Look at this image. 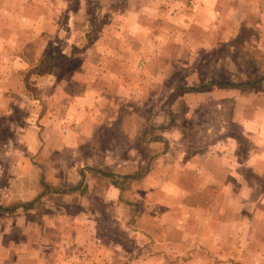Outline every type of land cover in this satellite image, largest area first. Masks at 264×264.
I'll list each match as a JSON object with an SVG mask.
<instances>
[{
    "label": "rangeland",
    "instance_id": "obj_1",
    "mask_svg": "<svg viewBox=\"0 0 264 264\" xmlns=\"http://www.w3.org/2000/svg\"><path fill=\"white\" fill-rule=\"evenodd\" d=\"M0 264H264V0H0Z\"/></svg>",
    "mask_w": 264,
    "mask_h": 264
},
{
    "label": "crops",
    "instance_id": "obj_2",
    "mask_svg": "<svg viewBox=\"0 0 264 264\" xmlns=\"http://www.w3.org/2000/svg\"><path fill=\"white\" fill-rule=\"evenodd\" d=\"M61 98L63 99H61L62 103H61V106L58 108L60 110L59 116L62 117L61 119L63 121L65 120L66 122H70L69 118L71 116L72 120L77 122V124H75V131L69 130V128L64 129V131L66 132V135L70 137V140L72 142V147L73 146L76 147L77 145L81 146V144H85V141H84L85 135H91L92 133L95 134L96 132L94 131L95 129L98 130L101 126L106 124L109 120H114L113 117H109L111 115H108V113H106V108L103 102L104 99L101 98V95L99 96L97 103L92 104V105H89V103H87V105L83 104V109H81V107L75 108L72 106H71L72 108H70L69 105H71V101L69 100V95H67L65 92L61 94ZM93 101H95V99ZM69 109L74 110L76 112H78V109H80L81 112L79 113V115H81V119L77 118L78 113H75V114L71 113L70 116H69V113H65L69 111ZM62 110H65V111H62ZM78 128L79 129L81 128V130H79ZM90 132L92 133L90 134ZM77 138L81 139V141L78 143L76 142V140H78ZM118 191L120 193L121 190H118Z\"/></svg>",
    "mask_w": 264,
    "mask_h": 264
},
{
    "label": "trees",
    "instance_id": "obj_3",
    "mask_svg": "<svg viewBox=\"0 0 264 264\" xmlns=\"http://www.w3.org/2000/svg\"><path fill=\"white\" fill-rule=\"evenodd\" d=\"M219 86H221V87H231V86H240V87H243V86H247V85H252V84H250V83H242V84H239V85H234V84H232V83H228V82H222V83H217ZM191 90L192 91H198L199 89L198 88H191ZM201 90V89H200ZM95 172H99V173H101L100 171H96V170H94ZM104 176H108V177H110V176H112V175H106V174H103ZM42 196H44V194L42 195ZM42 196L40 195V196H38V198H37V200L38 199H41L42 198ZM28 206H31V205H28Z\"/></svg>",
    "mask_w": 264,
    "mask_h": 264
}]
</instances>
